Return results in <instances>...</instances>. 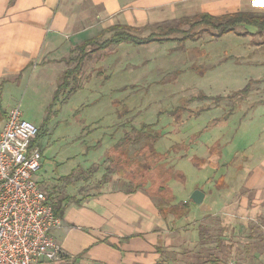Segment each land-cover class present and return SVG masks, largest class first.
I'll return each mask as SVG.
<instances>
[{
  "label": "rangeland",
  "instance_id": "1",
  "mask_svg": "<svg viewBox=\"0 0 264 264\" xmlns=\"http://www.w3.org/2000/svg\"><path fill=\"white\" fill-rule=\"evenodd\" d=\"M245 11L264 15V2ZM178 22L142 24L135 34L146 37L158 26L188 30L189 21ZM236 32L217 39L203 34L182 46L90 47L75 91L70 84L54 104L57 79L68 65L7 84L1 109L18 107L23 119L44 125L36 180L49 190V181L67 182V168L80 166L68 180L88 179V193L104 185L147 192L158 213L169 221L179 217L173 229L166 223L178 235L164 257L170 264H264V214L245 187L246 165L262 160L264 145V34ZM76 54L71 50L67 59ZM249 82L248 92L237 95ZM195 190L204 194L202 204L182 207ZM220 194L229 202L222 207Z\"/></svg>",
  "mask_w": 264,
  "mask_h": 264
},
{
  "label": "crops",
  "instance_id": "2",
  "mask_svg": "<svg viewBox=\"0 0 264 264\" xmlns=\"http://www.w3.org/2000/svg\"><path fill=\"white\" fill-rule=\"evenodd\" d=\"M87 1L88 11L82 8L83 5H78L79 0H0V100L7 84H20L27 73L43 75L49 67L53 69L56 65H67L63 60H68L67 55L71 50L75 51L84 41L96 38L110 28L124 26L136 29L146 23L158 24L174 18L180 21L204 13L214 17L245 13L255 4L264 2ZM90 30L92 33H89ZM88 33L89 37L83 39L82 35ZM68 66L62 68L61 72ZM38 78L44 79L43 76ZM7 115L8 112H4L0 106V125H3ZM110 146L113 147L112 142ZM260 154L262 160L255 166L252 157L250 164L246 165L250 168L245 187L254 195L253 201L258 204L259 213L264 214V145ZM77 169L81 171L80 166L67 168L65 176H62L67 182L63 179L61 182V177L54 179L58 183L49 181V190L38 180L41 189L48 192L49 200L53 199L51 204L62 222L61 228L53 231L52 236L63 251V257L48 264H170L164 257L177 244L172 242L178 239V235L168 232L170 229H167L166 223H170V227L175 226L179 217L173 216L169 221L158 213L151 196L140 189L106 191L102 190L106 189L104 185L99 186L94 194L88 193V179L82 183L73 177L68 180ZM77 201L80 204H76ZM238 202L245 204L243 197H239ZM226 203L229 202L220 194L217 206L222 207ZM188 209L187 213L193 212L191 208ZM256 209L253 206L252 211L255 213Z\"/></svg>",
  "mask_w": 264,
  "mask_h": 264
},
{
  "label": "built area",
  "instance_id": "3",
  "mask_svg": "<svg viewBox=\"0 0 264 264\" xmlns=\"http://www.w3.org/2000/svg\"><path fill=\"white\" fill-rule=\"evenodd\" d=\"M38 126L13 108L0 125V264H48L63 257L53 231L62 226L34 174Z\"/></svg>",
  "mask_w": 264,
  "mask_h": 264
},
{
  "label": "trees",
  "instance_id": "4",
  "mask_svg": "<svg viewBox=\"0 0 264 264\" xmlns=\"http://www.w3.org/2000/svg\"><path fill=\"white\" fill-rule=\"evenodd\" d=\"M190 22L188 30H181L178 25L172 26H158L155 27L153 32H150L146 37H140L135 34L136 29L124 26H117L110 28L104 32L110 33L109 37L101 40L102 34L96 38L84 41L82 44L78 45L75 49L77 51L76 57L73 59L63 60L67 65L74 62L75 67L68 68L63 71L60 77V84L57 85L55 91L53 92V104L57 101L60 96L61 91L72 84L69 92L75 91V84L77 82V75L80 73L82 63L87 57L88 48L93 47L95 52H104L107 48L113 46L118 47L120 44H128L134 46H146L148 44L161 45L163 43H174L178 46H182L187 42H194L198 40L203 34H208L214 39L230 35L231 33H237V28H242L248 34L251 35H262L264 34V15L262 14H252V13H231L221 16H211L209 14H202L194 18H188L180 20L178 23ZM249 82L243 90L236 92L237 95L243 96L249 90ZM5 114V113H4ZM45 121V120H44ZM44 125L38 126V132L36 135V144L39 136L43 133ZM76 204H80L77 201ZM182 207H187L188 204H193L191 201L187 203H181ZM55 209V214H57Z\"/></svg>",
  "mask_w": 264,
  "mask_h": 264
},
{
  "label": "water",
  "instance_id": "5",
  "mask_svg": "<svg viewBox=\"0 0 264 264\" xmlns=\"http://www.w3.org/2000/svg\"><path fill=\"white\" fill-rule=\"evenodd\" d=\"M189 199H190L191 203L200 205V204H202V201L204 199V194L199 190H195L191 194Z\"/></svg>",
  "mask_w": 264,
  "mask_h": 264
}]
</instances>
